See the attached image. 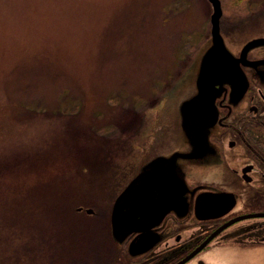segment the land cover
<instances>
[{
  "label": "rangeland",
  "instance_id": "374dc122",
  "mask_svg": "<svg viewBox=\"0 0 264 264\" xmlns=\"http://www.w3.org/2000/svg\"><path fill=\"white\" fill-rule=\"evenodd\" d=\"M218 1L227 20L264 13V0ZM211 14L208 0H0V264L89 261L150 158L190 152L180 106L200 89ZM242 28L218 32L232 55L256 38ZM218 155L177 160L181 214L201 188H237L225 160L242 161ZM181 217L165 225L193 222Z\"/></svg>",
  "mask_w": 264,
  "mask_h": 264
},
{
  "label": "flooded vegetation",
  "instance_id": "af4514ba",
  "mask_svg": "<svg viewBox=\"0 0 264 264\" xmlns=\"http://www.w3.org/2000/svg\"><path fill=\"white\" fill-rule=\"evenodd\" d=\"M228 18H224L221 12L218 19L219 32H235L243 26V35L264 38L263 12L244 15L234 13ZM211 27L212 24L209 34ZM246 43L237 54L232 55L237 59L239 67L236 76L230 78V81H224L221 86L215 85L219 89L214 100L216 118L206 130L207 147H204L200 157L177 158L187 161L202 159L205 166L217 164L219 167V161L204 162L209 157H216L218 152L222 161L226 158L242 161L240 166L233 168L225 160L226 169L235 178L237 188H201L190 194L184 213H180V207L167 212L143 236L133 232L121 240L109 235L101 237L105 241H100L96 249L93 246L91 258L89 261L80 260L81 264H264V45L254 46L243 53ZM143 119L140 121L143 122ZM214 129L219 130L218 140L211 143L209 138L213 133L210 135L209 131ZM188 143L191 151L193 144ZM236 150L238 153L233 152L234 156H231V152ZM173 153L150 158L148 168L155 158H167ZM220 168L222 174L220 171L217 174L218 181L223 179L225 172L223 165ZM200 194H207L204 198L208 200L210 195H222L223 199H217L211 207L204 203L196 211V198ZM241 201L243 206L239 208ZM222 208L220 213L218 209ZM91 210L92 213L88 215L95 214ZM217 213L220 215L211 217ZM187 215L193 219L190 225L174 220L168 227L165 225L169 216H183L181 219H184ZM187 227L188 234H182ZM23 249H27L26 246ZM214 256L219 259L216 263L211 262ZM228 256L236 259L229 260Z\"/></svg>",
  "mask_w": 264,
  "mask_h": 264
},
{
  "label": "water",
  "instance_id": "95a60500",
  "mask_svg": "<svg viewBox=\"0 0 264 264\" xmlns=\"http://www.w3.org/2000/svg\"><path fill=\"white\" fill-rule=\"evenodd\" d=\"M208 1L213 7L212 45L206 50L200 62L197 78L199 91L180 106L182 129L188 141L193 144V149L187 153L175 152L167 158H155L150 168L138 173L119 193L110 213L112 235L116 239L121 240L133 232L143 236L144 232L158 224L167 212L181 206L182 190L174 182L176 160L192 159L202 155L204 147H207L206 130L216 118L214 100L219 89L215 88V85L221 86L224 81H230L239 70L237 59L227 51L218 33V19L221 14L219 1ZM258 45H264V38H255L247 42L243 53ZM206 195L197 196L196 211L205 204L211 207L217 199H223L222 195H210L208 200L204 198ZM85 213L91 214L92 210L87 208ZM220 213L212 214L211 217Z\"/></svg>",
  "mask_w": 264,
  "mask_h": 264
}]
</instances>
